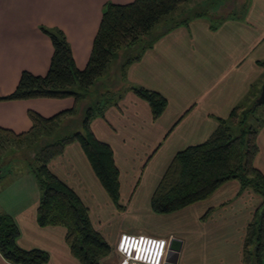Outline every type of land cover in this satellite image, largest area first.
Listing matches in <instances>:
<instances>
[{
	"label": "crops",
	"instance_id": "1",
	"mask_svg": "<svg viewBox=\"0 0 264 264\" xmlns=\"http://www.w3.org/2000/svg\"><path fill=\"white\" fill-rule=\"evenodd\" d=\"M132 1L0 0V96L16 89L23 71L48 72L54 47L41 27L62 29L77 66L84 69L105 4ZM125 51L104 80L91 88L90 100L114 84L115 89L139 85L167 99L165 111L155 119L149 103L129 90L91 123L97 138L113 148L126 209H117L79 142L68 144L49 163L88 206L94 227L114 249L121 233H135L121 228L119 216L128 214L131 206L139 209L143 198L151 206L152 195L175 154L207 140L219 127L220 118H227L240 103L252 104L260 95L264 84V66L259 63L264 60V0H253L244 18L227 19L216 30L207 18H198L167 32L129 65L126 85L119 73ZM87 101L77 103L74 97L0 99V127L16 134L27 132L32 126L29 111L48 117L76 106L80 113ZM257 141L255 165L264 173V125ZM10 175L1 182L6 185L0 189V211L11 215L18 225V245L47 252L50 258L44 264H82L66 242L65 226L39 225L40 189L33 174ZM263 202L262 195L252 189L241 191L239 181L230 180L210 198L173 212L171 217L180 226L161 233L138 231L183 240L177 264H245L246 228ZM209 209L212 211L204 219ZM118 259L114 251L101 264H118ZM0 264L12 263L0 253Z\"/></svg>",
	"mask_w": 264,
	"mask_h": 264
},
{
	"label": "trees",
	"instance_id": "2",
	"mask_svg": "<svg viewBox=\"0 0 264 264\" xmlns=\"http://www.w3.org/2000/svg\"><path fill=\"white\" fill-rule=\"evenodd\" d=\"M223 1L108 2L84 69L77 66L65 32L58 27L43 26V32L51 38L54 47L48 72L36 75L23 71L16 89L0 96V99L74 97L77 103L89 100L91 88L110 70L123 50L127 53L120 63L119 73L126 85L129 65L140 60L143 52L167 32L189 25L198 18H207L211 28L216 30L227 19L244 18L251 5V0H244L224 14L219 8ZM165 18L166 23L155 33L159 26L155 27ZM259 63L264 66V60ZM129 90L149 103L155 119L165 111L167 99L160 92L128 84L124 88L102 91L96 100L86 103L80 116L76 106L48 117L31 110L32 126L27 132L16 134L0 127V149L8 144L13 151L18 145L26 154L22 165L2 160L0 189L6 185L1 183L3 179L13 172L33 174L40 189L39 225L65 226L66 242L82 264H101L102 259L111 254L113 246L94 227L88 206L50 169L49 163L62 154L68 144L79 142L117 209L125 210V205L120 202V171L113 148L97 138L91 123L96 117H103L110 106L117 105ZM252 104L250 107L246 102L236 105L227 118L219 119V127L207 140L175 154L152 195L151 207L155 213H173L206 200L230 180L239 181L241 191L252 189L264 198V173L255 165L259 152L257 137L264 125V116L256 115L260 106L256 99ZM251 118L256 124L251 122ZM211 211L209 209L203 218L206 219ZM246 229L243 245L245 264H264V202ZM19 235V227L12 216L0 211V253L3 257L12 264H44L49 261V254L43 250L21 248L17 243Z\"/></svg>",
	"mask_w": 264,
	"mask_h": 264
},
{
	"label": "rangeland",
	"instance_id": "3",
	"mask_svg": "<svg viewBox=\"0 0 264 264\" xmlns=\"http://www.w3.org/2000/svg\"><path fill=\"white\" fill-rule=\"evenodd\" d=\"M252 1L253 0H251V2ZM243 2H244V0H227V1L225 0V1L220 3L219 8H221V11L224 14H226V13H228V11L232 7H234L235 5L237 7V6L241 5ZM166 20H167L166 18L163 19L155 28H157L158 26H159V28L163 27L164 24L166 23ZM136 50H137V48H136ZM126 53H127V51H125V53H123L124 54L123 57H125ZM119 61H120V59L118 58L113 63L111 68L113 66L115 67L116 66L115 64H117ZM106 74L103 75L102 77H100V79H99L100 82H102L104 80V78L106 77ZM115 87H116V85L114 84L113 88H115ZM100 89H104V87L101 86ZM96 99L90 100V98H89V103H90V101H94ZM256 101H257V99H256ZM87 105H88V101H87ZM87 105L85 104L82 112L84 111V109L86 108ZM252 105L253 104L247 105V107H250ZM263 105L264 104L260 105L258 107L257 112H256V115L259 117L263 116V114H261V111H260L261 108H263L262 107ZM82 112H80V113L77 112L78 116H80L82 114ZM251 122L255 123V120L253 118H251ZM18 147H19L18 145L15 146V149L13 151L10 148H8V144L5 145L4 148H1L0 150H3V151H0V163L2 162V160H4L3 161L4 163L8 162V163H12V164L14 163L15 165L16 164L22 165L24 163V161L26 160V154H24L21 151L22 149H19ZM4 150H8V151L5 152ZM12 174H14V172ZM120 202H121V199H120ZM141 203L143 205L139 209H137V207L135 208V207L131 206V208L128 211V214L119 216V223L121 224V228L125 229L126 231H131V232H135V233H140L138 231V229L145 230V233H161L162 231H164V230H166L172 226H178V225L180 226L181 225V224H179V221L176 220L175 217H171L174 213L158 214V213H155L154 211H152L151 206H150V202H149V200H147V198L145 200H144V198L141 199ZM125 209H126V206H125ZM148 210L153 215H150ZM159 216H169V217H159ZM171 237H176V236H171ZM171 237H166V238H171ZM114 251H115V249L113 248L112 252L114 253ZM116 255H117V253L115 251V256ZM117 257L119 258L118 255H117ZM118 264H120V259H118Z\"/></svg>",
	"mask_w": 264,
	"mask_h": 264
},
{
	"label": "clouds",
	"instance_id": "4",
	"mask_svg": "<svg viewBox=\"0 0 264 264\" xmlns=\"http://www.w3.org/2000/svg\"><path fill=\"white\" fill-rule=\"evenodd\" d=\"M117 252L122 257L121 264H164L166 242L147 235L125 233Z\"/></svg>",
	"mask_w": 264,
	"mask_h": 264
},
{
	"label": "water",
	"instance_id": "5",
	"mask_svg": "<svg viewBox=\"0 0 264 264\" xmlns=\"http://www.w3.org/2000/svg\"><path fill=\"white\" fill-rule=\"evenodd\" d=\"M257 103L260 105L264 104V84L262 85L261 93L257 98ZM182 246L183 240L178 237H171L165 264H177Z\"/></svg>",
	"mask_w": 264,
	"mask_h": 264
},
{
	"label": "built area",
	"instance_id": "6",
	"mask_svg": "<svg viewBox=\"0 0 264 264\" xmlns=\"http://www.w3.org/2000/svg\"><path fill=\"white\" fill-rule=\"evenodd\" d=\"M125 233H129V232H123V233H121L120 236H119V238H118V240H117V242H116V245H115V251H116L117 255L119 256L120 264H121L122 257L117 252V247L119 246V244L121 242V236L124 235ZM129 234H135L137 236H139V235H147V236L154 237L156 239L164 240L166 242V256H167V253H168V250H169V245H170V239L171 238L159 237V236H152V235L143 234V233H129ZM133 255H135V252H133ZM164 264H165V262H164Z\"/></svg>",
	"mask_w": 264,
	"mask_h": 264
}]
</instances>
